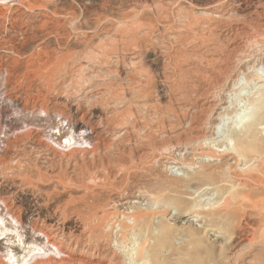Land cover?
Instances as JSON below:
<instances>
[{
  "label": "rangeland",
  "instance_id": "374dc122",
  "mask_svg": "<svg viewBox=\"0 0 264 264\" xmlns=\"http://www.w3.org/2000/svg\"><path fill=\"white\" fill-rule=\"evenodd\" d=\"M7 3L0 198L19 206L25 238H0V258L44 244L38 232L53 224L65 240L60 258L106 264L120 253L126 264L117 224L137 202L146 217L137 241L158 244L155 264H264V114L260 147L239 153L213 141L220 106L205 102L222 107L237 77L264 75V0ZM69 133L77 145L56 143ZM227 206L236 211L223 216ZM102 212L115 220L110 231L98 229Z\"/></svg>",
  "mask_w": 264,
  "mask_h": 264
},
{
  "label": "bare ground",
  "instance_id": "6f19581e",
  "mask_svg": "<svg viewBox=\"0 0 264 264\" xmlns=\"http://www.w3.org/2000/svg\"><path fill=\"white\" fill-rule=\"evenodd\" d=\"M22 0H8L6 5L14 6L15 4H20ZM257 11V10H256ZM3 15V14H2ZM6 18V17H5ZM25 19V18H24ZM23 19V20H24ZM3 21V20H2ZM30 22V21H29ZM120 22V21H119ZM4 24V23H3ZM7 24V23H6ZM32 24V23H31ZM211 25V24H210ZM3 26V25H2ZM244 31V30H243ZM256 34V33H255ZM187 36V35H186ZM256 36V35H255ZM2 37V36H1ZM0 37V43H2L3 39ZM109 41V40H108ZM233 41V40H231ZM117 43V42H116ZM4 46V45H3ZM3 46H0V51H3ZM255 46V45H254ZM226 47V46H225ZM95 48V47H94ZM146 48V47H145ZM98 49V48H97ZM102 49V48H99ZM6 51V50H4ZM92 51V50H91ZM101 51V50H100ZM115 51V50H114ZM12 53H17L15 51V45H12L11 48ZM92 53V52H91ZM98 53V52H97ZM201 53V52H200ZM251 54V53H250ZM113 55V54H112ZM154 55V54H153ZM156 56V55H155ZM242 56V55H241ZM248 56V55H246ZM86 57V56H85ZM93 57V56H91ZM252 57V56H250ZM1 58V57H0ZM7 59V58H6ZM81 59V58H80ZM230 59V58H229ZM10 60V59H9ZM109 60V59H108ZM134 60V59H133ZM248 60V59H247ZM106 61V60H105ZM246 61V60H245ZM18 62V61H17ZM10 63V62H9ZM16 63V62H15ZM106 63V62H105ZM114 63V62H113ZM127 64V63H126ZM130 64V63H129ZM117 65V64H116ZM254 66V65H253ZM8 69V68H7ZM251 69V68H250ZM118 70V69H117ZM242 70V69H241ZM121 73V72H120ZM6 74V73H5ZM258 76L257 79L260 81L255 82L244 75L237 77L235 81H233L232 91L227 96V103L226 105L222 102H216L213 97L206 98L205 102L210 103V107L220 106V110L217 112L216 120L214 122V142H222L223 147H227L233 149L235 151H241L245 148L251 147L253 148L255 143V131L259 129V118L264 114V75H259V69L254 68L253 73ZM200 75V74H199ZM90 76V75H89ZM78 77V76H77ZM143 78V77H142ZM138 79V78H137ZM82 81V80H81ZM226 83V82H225ZM187 84V83H186ZM96 86V84H95ZM199 86V85H198ZM214 88V87H213ZM80 89V88H78ZM219 89V88H218ZM7 92V90H6ZM26 92V91H25ZM214 92V91H213ZM218 92V91H217ZM33 94V93H32ZM66 94V93H65ZM209 94V93H208ZM40 95V94H39ZM207 95V94H206ZM17 96V95H16ZM113 97V96H112ZM206 97V96H205ZM27 98V97H26ZM41 98V97H40ZM65 98V97H64ZM220 99V98H219ZM223 100V99H222ZM225 100V99H224ZM34 102V101H33ZM224 102V101H223ZM226 102V100H225ZM107 103V102H106ZM66 104V103H65ZM128 104V103H127ZM206 108V107H205ZM207 110V109H206ZM184 111V110H183ZM215 111V110H214ZM116 112V111H115ZM196 113V112H195ZM213 113V112H212ZM216 114V113H215ZM196 115V114H195ZM171 116V115H170ZM256 117L255 121L251 126L246 127L245 129H239V125L242 122L251 119V117ZM215 117V116H214ZM142 121V120H141ZM209 121V119H208ZM203 122V121H202ZM205 122V121H204ZM213 122V121H212ZM208 125V123H207ZM264 125V124H263ZM127 126V125H126ZM125 126V127H126ZM154 127V126H153ZM197 129V128H196ZM85 130V129H84ZM138 130V129H137ZM206 130V129H205ZM132 131V130H131ZM211 131V130H210ZM192 132V131H191ZM212 132V131H211ZM124 134V133H123ZM76 135V134H75ZM115 136V135H114ZM191 136V135H190ZM53 137V136H52ZM80 137V136H79ZM195 137V136H194ZM204 137V136H203ZM212 137V136H211ZM210 137V138H211ZM120 138V137H119ZM116 139V137H115ZM205 139V138H204ZM212 139V138H211ZM63 140V141H62ZM75 139V136L72 134H66L65 137H61L59 145L62 147H70L74 144L77 145L79 143ZM197 140V139H195ZM258 140V138H257ZM15 141V140H14ZM202 141V140H201ZM261 141V140H260ZM257 143L254 147H260L261 142ZM263 141V140H262ZM112 144V143H111ZM253 144V145H252ZM75 145V146H76ZM80 144H78L79 146ZM214 145V144H213ZM89 146V145H88ZM220 146V147H222ZM112 147V146H111ZM189 147V146H188ZM213 148V147H212ZM250 148V149H251ZM109 150V149H108ZM219 150V149H218ZM223 150V149H222ZM227 150V149H226ZM225 150V151H226ZM249 150V149H248ZM246 149V151H248ZM56 151V150H55ZM195 151V150H194ZM234 151V152H235ZM253 151V150H252ZM220 152V150H219ZM244 152V151H243ZM251 152V151H250ZM99 153V152H98ZM240 153V152H239ZM244 154V153H243ZM64 155V154H63ZM239 155V154H238ZM242 155V154H241ZM262 155V154H261ZM26 156V155H25ZM70 156V155H69ZM42 157V156H41ZM241 157V156H240ZM260 157V156H259ZM36 158V157H35ZM71 158V157H70ZM247 158V157H246ZM207 159V158H206ZM243 159V157H242ZM258 159V158H257ZM261 159V158H260ZM264 159V158H262ZM5 160V159H4ZM92 160V159H91ZM262 161V160H261ZM33 162V161H32ZM101 163V162H100ZM250 163V162H249ZM264 163V162H263ZM252 165V164H251ZM251 167V166H250ZM255 167V166H254ZM245 168V167H244ZM252 168V169H251ZM250 170L253 169V165ZM246 169V168H245ZM256 169V168H255ZM258 169V168H257ZM260 169V168H259ZM256 172V171H254ZM31 173V172H30ZM29 173V174H30ZM259 173V172H257ZM5 176V175H4ZM52 176V175H51ZM62 176V175H61ZM253 175H249V178H252ZM260 176V175H259ZM59 177V176H58ZM261 177V176H260ZM244 178V177H243ZM7 179V178H6ZM78 180V179H77ZM242 180V179H241ZM262 180V179H261ZM260 180V181H261ZM29 181V180H28ZM79 181V180H78ZM245 181V180H244ZM243 181V182H244ZM252 181V180H251ZM52 182V181H51ZM67 182V181H66ZM241 182V181H240ZM50 183V182H49ZM39 184V183H38ZM249 184V182H248ZM262 184V183H261ZM85 185V184H84ZM256 185V184H255ZM28 186V185H27ZM61 187V186H60ZM33 188V187H32ZM264 189V187H263ZM15 192V191H14ZM35 193V192H34ZM124 195V194H123ZM10 196V195H9ZM9 196H4L0 198V202L2 203L3 209L6 215L10 216V220L14 222L13 227H7L5 224L4 214H1L2 208L0 207V238L8 239L15 238L18 242H22L23 238H25L21 228L22 220L20 218V210L17 204H14L12 200L9 202ZM85 196V195H84ZM93 196V195H92ZM244 197V196H243ZM82 198V197H81ZM92 198V197H91ZM95 198V197H94ZM54 199V198H53ZM93 199V198H92ZM154 199V198H153ZM11 200V199H10ZM242 200V199H241ZM42 201V200H41ZM137 201V200H136ZM241 202V201H240ZM36 203V202H35ZM44 204V203H43ZM65 205V204H64ZM112 205V204H111ZM228 205V204H227ZM75 206V205H74ZM104 208V207H103ZM107 208V207H106ZM124 208V207H123ZM131 211H126L124 213L123 219L118 220L117 224V237L115 238L117 241V249L119 251L125 252L127 262L126 264H155L154 255L156 252L155 247L158 245L155 244H146V240L143 242H138V223L142 221L145 217L142 211H140L139 207L137 206V202H132ZM116 209V208H115ZM118 209V208H117ZM130 210V209H129ZM234 208L231 206H227L223 210V216L227 214L234 213ZM236 211V210H235ZM116 212V211H115ZM61 213V212H60ZM103 216H107L106 213H103ZM226 214V215H225ZM243 214V213H242ZM66 215V214H65ZM97 215V214H96ZM116 215V214H115ZM212 215V214H211ZM244 215V214H243ZM121 216V218H122ZM221 216V214L219 215ZM218 216V217H219ZM197 217V216H196ZM241 217V216H240ZM146 218V217H145ZM224 218V217H223ZM225 219V218H224ZM259 220V219H258ZM115 220L110 217H106L105 219H100V225L98 229L104 228L107 230H111L114 227ZM99 223V222H98ZM71 225V224H70ZM116 225V223H115ZM247 225V224H246ZM96 226V225H95ZM249 226V225H248ZM58 228V226L56 225ZM35 227H33L34 229ZM64 228V227H63ZM43 230V229H42ZM63 230V229H62ZM95 230V229H94ZM33 231V230H32ZM39 231V230H38ZM91 232V230L89 231ZM40 235L44 237V244L35 243V240L28 241L23 246L28 247L30 244L29 249H24L23 257L17 256V249L13 248L12 246L9 247L8 254L9 255L6 260H2L0 258V264H51L59 263L62 264L66 262L67 264H71L73 262L72 258L69 257L71 251L67 252L68 255H63V258H60L61 254L64 250L62 249V240L61 236H63V232L60 234L57 232L55 226L50 224L47 230H43V232H38ZM100 233V232H99ZM13 234V237H8V235ZM71 234V233H70ZM77 234V233H76ZM89 234V233H88ZM98 234V233H97ZM109 235V234H108ZM157 235V234H156ZM105 236V235H104ZM70 237V236H69ZM87 237V236H86ZM94 237V236H93ZM106 238V237H105ZM142 238V237H141ZM145 238V237H144ZM213 238V237H212ZM245 238V237H244ZM88 239V238H87ZM129 239L130 245L126 244V241ZM147 239V238H146ZM70 240V239H69ZM154 240V239H153ZM157 240V239H156ZM15 241V240H14ZM13 241V242H14ZM65 241V240H64ZM71 241V240H70ZM94 241V240H93ZM106 241V240H105ZM108 241V239H107ZM85 242V241H84ZM87 242V240H86ZM89 242V241H88ZM113 242V241H112ZM152 242V241H151ZM93 243V242H92ZM66 244V243H65ZM69 243H67L68 246ZM69 248V247H68ZM85 249V247H83ZM100 248V247H99ZM157 248V247H156ZM82 250V249H81ZM82 252V251H81ZM84 252V251H83ZM98 252V251H97ZM99 253V252H98ZM6 255V256H7ZM58 255L59 257H57ZM100 255V254H99ZM58 261H55L56 258ZM55 257V258H54ZM66 257V258H65ZM56 258V259H57ZM97 259V258H96ZM122 254H114L111 255V261L107 262L106 264H121L122 261ZM125 260V259H124ZM157 260V259H155ZM100 261V260H97ZM75 262V261H74ZM63 263V264H66ZM75 263L78 264H92L91 260L85 259L84 257H80L77 259ZM125 263V262H124ZM93 264H105V263H93Z\"/></svg>",
  "mask_w": 264,
  "mask_h": 264
}]
</instances>
